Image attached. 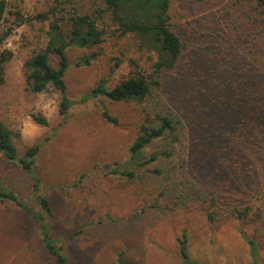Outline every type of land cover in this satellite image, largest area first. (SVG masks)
Segmentation results:
<instances>
[{"label":"rangeland","instance_id":"obj_1","mask_svg":"<svg viewBox=\"0 0 264 264\" xmlns=\"http://www.w3.org/2000/svg\"><path fill=\"white\" fill-rule=\"evenodd\" d=\"M6 1L10 11L18 10L26 18L50 9L54 12L50 20L21 25H15L8 16L2 27L0 54L8 60L0 86V119L16 134L14 144L19 154L36 144L40 148L33 172L37 192L33 179L1 154L0 190L12 192L35 213L41 210L37 195L48 200L51 214L47 222L68 264H264L261 177L245 181L237 170H225L219 182L229 185L221 194L223 199L236 202L237 209L249 207L244 216L225 208L227 202L211 206L210 200L195 191L205 185L196 182L194 166L187 163L192 160L193 147L188 122L201 105L196 104L198 98L188 94L187 77L180 74L182 87L172 78L174 81L160 93L176 113L180 114L181 106L183 114L178 119L185 138L176 146V158H171V163H160L162 169L155 165L162 174H150L147 169L154 165L139 168L130 162L129 147L143 106L111 102L102 96L78 102L100 83L106 88L118 85L135 71L134 62L148 69V55L139 49L136 38L109 34L102 44L67 48L69 67L64 80L66 95L74 104L64 117L58 112L57 90L48 88L34 94L26 89L23 62L45 49L49 21L57 20L65 35L71 15L93 13L103 7L101 0ZM245 13H250L246 0H170L172 27L195 49L197 63L192 60L190 64L200 70L208 66L203 58L217 51L212 36L223 42L222 46H234L244 59L249 50L258 53L264 48V25L254 23V16ZM93 53L95 59L83 65L81 58ZM49 60L57 66L56 55L51 54ZM209 60L213 61L211 57ZM103 110L116 118V125L102 117ZM37 113L47 125L33 121L31 115ZM172 164L176 168L169 175ZM119 168L133 171L134 179L112 172ZM231 176L233 180H229ZM209 213L214 216L212 220ZM183 239L186 259L180 253ZM250 241L255 257L250 254ZM0 264H55L41 244L36 221L7 200L0 201Z\"/></svg>","mask_w":264,"mask_h":264},{"label":"trees","instance_id":"obj_2","mask_svg":"<svg viewBox=\"0 0 264 264\" xmlns=\"http://www.w3.org/2000/svg\"><path fill=\"white\" fill-rule=\"evenodd\" d=\"M246 1L250 13L245 14L250 18L254 16V23L264 25V0ZM101 4L103 7L96 8L93 13L71 15L67 19L69 30L65 35L61 33L57 20L49 21L45 49L33 53L23 62L26 89L34 94L42 93L48 88L57 90L60 93L58 112L66 117L74 104L66 95L64 80L69 67L67 48L99 45L105 42L109 34L119 38H136L139 49L148 55V69H142L134 62L135 71L118 85L106 88L100 83L78 102L84 103L91 97L102 96L111 102L142 105L141 122L129 147L130 162L139 168L154 165L147 172L160 176V163H171L170 159L176 158V146L182 145L185 138L183 124L178 119L183 114L181 106L180 114L176 113L166 105L160 93L166 90L170 81H174L172 78H176L178 85L182 87L179 82L180 74L186 76L188 94L192 98H198L196 104L201 105L197 114L192 115L188 122L193 147L192 160L187 163L194 166L196 182L202 181L205 185L197 190L188 187L204 195L210 200L211 206L227 202V206L224 204L225 208H233V214L244 216L249 207L237 209L236 202L227 201V197L223 199L221 194L229 185H219V182L225 176V170H237L238 177H243L245 181L248 177L254 180L261 177L260 182L264 186V48L258 53L249 50L248 57L244 59L234 46H222L223 42L216 41L212 36L217 51L214 55L203 58L208 66L207 69L200 70V67L190 64L192 60L197 63L194 58L198 55L195 49L193 51L172 27L170 0H101ZM8 7L6 0H0V36L3 24L11 16L15 25H21L50 20L49 15L54 12L50 9L26 18L20 11H10ZM1 41L0 37V43ZM51 54L57 56V66L50 63ZM94 59L95 54H89L81 58V63L88 65ZM7 60L0 54V86L5 81ZM31 117L35 123L47 125V120L41 114H32ZM102 117L111 124H117L116 118L106 110H103ZM16 138L14 131L0 119V154L8 163H17L24 174L33 179V188L37 192L38 180L33 172L40 145L31 146L23 154H19L14 144ZM146 149L150 151L145 153ZM230 160L236 163L232 165ZM175 168L172 164L167 173L172 174ZM112 172L128 180L135 177L133 171L120 168L113 169ZM230 179L233 180L234 176ZM209 183L213 184L212 187ZM175 199L180 201L177 195ZM5 200L36 221L41 244L54 263L68 264L61 247L55 243L47 222L51 214L48 200L37 195L40 213L28 209L12 192L0 190V201ZM208 217L210 220L214 218L210 213ZM179 243L180 253L186 259V240H180ZM250 244V254L255 257L256 250L251 241Z\"/></svg>","mask_w":264,"mask_h":264}]
</instances>
